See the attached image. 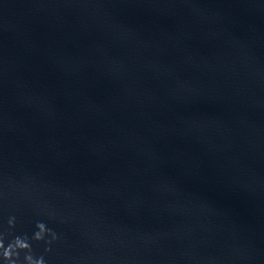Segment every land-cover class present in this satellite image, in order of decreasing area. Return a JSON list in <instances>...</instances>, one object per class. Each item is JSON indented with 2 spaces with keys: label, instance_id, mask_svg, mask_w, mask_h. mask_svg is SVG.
Here are the masks:
<instances>
[{
  "label": "water",
  "instance_id": "obj_1",
  "mask_svg": "<svg viewBox=\"0 0 264 264\" xmlns=\"http://www.w3.org/2000/svg\"><path fill=\"white\" fill-rule=\"evenodd\" d=\"M0 237L264 264V0H0Z\"/></svg>",
  "mask_w": 264,
  "mask_h": 264
},
{
  "label": "clouds",
  "instance_id": "obj_2",
  "mask_svg": "<svg viewBox=\"0 0 264 264\" xmlns=\"http://www.w3.org/2000/svg\"><path fill=\"white\" fill-rule=\"evenodd\" d=\"M14 218L9 220V227H14ZM37 231L33 234V239L37 242L44 240L48 229L46 225L42 222H38L36 225ZM0 250H3V259L5 261L12 262L13 254H15L16 259H19V253H28L24 257V264H44L42 257L35 258L31 255V244L27 237H16L7 247L3 243V238L0 237Z\"/></svg>",
  "mask_w": 264,
  "mask_h": 264
}]
</instances>
